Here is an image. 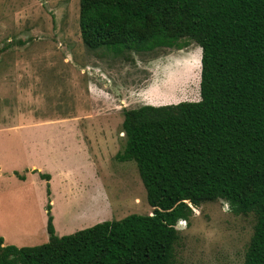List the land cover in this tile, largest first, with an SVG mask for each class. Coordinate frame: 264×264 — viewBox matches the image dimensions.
Segmentation results:
<instances>
[{"label": "rangeland", "instance_id": "rangeland-1", "mask_svg": "<svg viewBox=\"0 0 264 264\" xmlns=\"http://www.w3.org/2000/svg\"><path fill=\"white\" fill-rule=\"evenodd\" d=\"M78 0H0V238L33 247L131 214L150 215L123 150V110L199 100L194 43L88 51ZM176 264H242L252 216L222 201L178 221Z\"/></svg>", "mask_w": 264, "mask_h": 264}, {"label": "trees", "instance_id": "trees-1", "mask_svg": "<svg viewBox=\"0 0 264 264\" xmlns=\"http://www.w3.org/2000/svg\"><path fill=\"white\" fill-rule=\"evenodd\" d=\"M88 51L201 50L199 100L123 110V150L152 209L33 247L0 264H176L178 221L222 201L252 216L242 264H264V0H78Z\"/></svg>", "mask_w": 264, "mask_h": 264}]
</instances>
